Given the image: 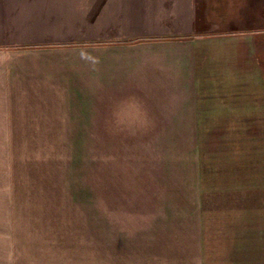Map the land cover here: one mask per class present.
<instances>
[{
	"label": "rangeland",
	"instance_id": "obj_1",
	"mask_svg": "<svg viewBox=\"0 0 264 264\" xmlns=\"http://www.w3.org/2000/svg\"><path fill=\"white\" fill-rule=\"evenodd\" d=\"M245 91L236 131L0 133V264H264V73Z\"/></svg>",
	"mask_w": 264,
	"mask_h": 264
},
{
	"label": "crops",
	"instance_id": "obj_2",
	"mask_svg": "<svg viewBox=\"0 0 264 264\" xmlns=\"http://www.w3.org/2000/svg\"><path fill=\"white\" fill-rule=\"evenodd\" d=\"M263 73L264 0H0V133L236 131Z\"/></svg>",
	"mask_w": 264,
	"mask_h": 264
}]
</instances>
